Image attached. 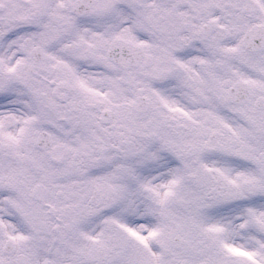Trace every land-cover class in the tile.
Wrapping results in <instances>:
<instances>
[{
  "label": "snow or ice",
  "instance_id": "snow-or-ice-1",
  "mask_svg": "<svg viewBox=\"0 0 264 264\" xmlns=\"http://www.w3.org/2000/svg\"><path fill=\"white\" fill-rule=\"evenodd\" d=\"M0 264H264V0H0Z\"/></svg>",
  "mask_w": 264,
  "mask_h": 264
}]
</instances>
